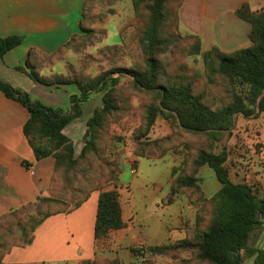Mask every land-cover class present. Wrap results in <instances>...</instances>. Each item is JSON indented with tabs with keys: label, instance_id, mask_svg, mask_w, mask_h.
Wrapping results in <instances>:
<instances>
[{
	"label": "trees",
	"instance_id": "16d2710c",
	"mask_svg": "<svg viewBox=\"0 0 264 264\" xmlns=\"http://www.w3.org/2000/svg\"><path fill=\"white\" fill-rule=\"evenodd\" d=\"M116 1L86 0L79 33L52 54L29 51L23 71L34 82L78 88L77 93L70 95L67 109L33 101L29 93L0 79V91L5 97L30 114L24 133L36 159H55L49 193L0 216V227L11 229L0 239V264H5V256L14 248L32 244L46 219L76 210L93 193L99 194L95 240L107 239L112 231L126 227L117 187L119 154H109L108 150L117 138L113 127L134 109V96L143 98L142 122L131 136L135 154L162 159L171 151L183 152L182 164L172 171L169 201L188 198L197 208V217L193 236L143 245L133 251L145 252L143 255L149 259L171 257L178 264H245L247 258L252 259V264H264V248L250 244L252 234L263 225L264 194L247 183L233 182L227 153L218 151V143L232 133L237 114L250 118L258 111L264 113V9L256 12L244 3L236 11L240 19L251 24L249 47L225 52L215 46L204 51L200 36L181 31L184 0H132L134 16L119 32L124 42V33L135 28L141 58L130 65L110 64L108 69L101 68L96 73L71 63H66V71L55 70L66 54L97 34L92 17L104 20L108 15L106 12L95 16L89 10ZM23 41L21 35L0 37V58ZM185 57L202 58L206 72L190 69L184 63ZM45 62L51 66L49 73H44L48 68ZM208 83L223 88L218 106L206 90ZM95 93H103L102 105L88 118L84 146L77 154L64 130L84 116V105ZM160 116L172 123L173 133L153 139L150 135ZM204 166L215 172L222 185L211 197L205 195L199 176ZM63 180L69 183L67 191L61 189ZM105 262L95 258L83 264ZM110 264L121 263L117 259Z\"/></svg>",
	"mask_w": 264,
	"mask_h": 264
},
{
	"label": "crops",
	"instance_id": "0c3cea01",
	"mask_svg": "<svg viewBox=\"0 0 264 264\" xmlns=\"http://www.w3.org/2000/svg\"><path fill=\"white\" fill-rule=\"evenodd\" d=\"M85 1L0 0V37H24L19 47L0 58V79L24 91V87L13 83L11 78L21 73L31 79L23 71L29 51L37 49L52 54L79 33ZM244 3H249L256 12L264 9V0H184L181 31L200 36L204 51L215 46L225 52L247 48L251 45V24L236 15ZM42 86L34 82L32 88L44 89ZM74 93L77 91L68 96ZM29 117L25 107L0 91V216L46 195L54 173L55 159L37 160L25 136L24 126ZM130 189H119L126 227L112 231L109 238L95 240L99 194L93 193L76 210L46 219L37 229L33 243L14 248L5 256L4 263L83 264L99 256L108 257L110 250L118 246L150 244L149 239L136 230V225L142 221L141 210ZM177 218L175 225L167 226L169 232L185 227L183 216Z\"/></svg>",
	"mask_w": 264,
	"mask_h": 264
},
{
	"label": "rangeland",
	"instance_id": "374dc122",
	"mask_svg": "<svg viewBox=\"0 0 264 264\" xmlns=\"http://www.w3.org/2000/svg\"><path fill=\"white\" fill-rule=\"evenodd\" d=\"M113 10L114 14L109 13ZM90 14L108 13L104 20L92 17V26L96 28L97 34L84 42L74 51L65 56L64 62H58L55 70L66 71L65 65L74 64L78 69H88L96 73L99 69H108L113 64L130 65L134 59L141 58V49L134 37L135 28L128 29L124 33V42L120 35V27L134 16L132 0H117L113 5L107 2L102 6L91 8ZM90 18V17H89ZM108 48V46H116ZM190 69L206 72V66L202 58H183ZM67 63V64H66ZM112 64V65H110ZM44 73H49L50 64ZM10 77V76H7ZM10 79V78H9ZM13 83L24 87L33 101H40L47 107L67 109L70 105L68 94L78 92L75 85H64L59 88L42 86L44 89L34 90V81L27 79L21 73L11 78ZM206 90L210 98L218 106L224 95L223 88L215 84H207ZM103 93H95L84 105L83 117L74 120L64 130V133L74 143L76 153L79 154L84 146V136L87 129V120L94 110L102 105ZM133 110L119 123L113 127V133L119 139H115L109 147V154H119L120 179L117 182L119 189H127L133 192L134 201L141 210L142 221L136 225L140 235L149 239L150 244H134L130 248L118 246L110 250L108 257L99 256L96 259L106 261L110 264L119 260L121 264H178V260L171 257H152L135 253L133 250L143 245H158L167 243L169 240L183 239L193 236L196 227L197 208L186 197L172 200L168 203L171 192L172 172L179 167L184 159L183 152H169L162 159L140 158L134 152V143L131 136L135 129L141 125V106L143 98L134 96L132 98ZM230 135H226L218 143V151L225 150L228 156L227 166L230 177L235 183H247L260 195L264 194V113L257 112L253 117L245 118L237 114L236 123ZM173 133L172 123L160 116L152 129L151 138L157 139ZM173 166V169H172ZM136 170V174L132 170ZM199 176L206 196H213L220 188L221 183L215 172L208 166L201 168ZM76 181V179H75ZM61 189L67 191L69 183L62 181ZM131 185V186H130ZM64 188V189H63ZM115 188L114 184L110 186ZM127 191V190H126ZM125 191V192H126ZM49 192L47 191V194ZM46 194V195H47ZM170 202V201H169ZM183 216L186 220L184 228L169 232L167 226L175 225L177 216ZM11 233V229L0 227V239ZM251 246L264 248V219L263 225L259 227L250 240ZM104 264H107V263ZM94 264V263H93ZM245 264H252V259L247 258Z\"/></svg>",
	"mask_w": 264,
	"mask_h": 264
},
{
	"label": "built area",
	"instance_id": "2783aa9c",
	"mask_svg": "<svg viewBox=\"0 0 264 264\" xmlns=\"http://www.w3.org/2000/svg\"><path fill=\"white\" fill-rule=\"evenodd\" d=\"M132 173H133V174H136L137 172H136V170H135V169H133V170H132Z\"/></svg>",
	"mask_w": 264,
	"mask_h": 264
}]
</instances>
